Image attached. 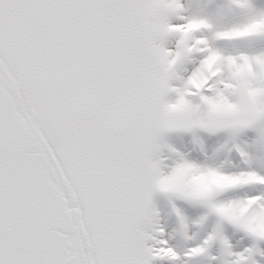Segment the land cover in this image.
<instances>
[{
	"label": "snow or ice",
	"instance_id": "1",
	"mask_svg": "<svg viewBox=\"0 0 264 264\" xmlns=\"http://www.w3.org/2000/svg\"><path fill=\"white\" fill-rule=\"evenodd\" d=\"M0 264H264V0H0Z\"/></svg>",
	"mask_w": 264,
	"mask_h": 264
}]
</instances>
